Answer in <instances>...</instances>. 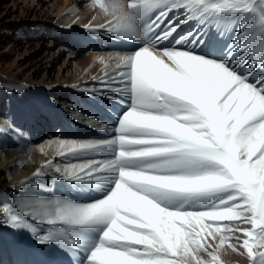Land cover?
I'll return each mask as SVG.
<instances>
[{"label": "snow or ice", "instance_id": "obj_1", "mask_svg": "<svg viewBox=\"0 0 264 264\" xmlns=\"http://www.w3.org/2000/svg\"><path fill=\"white\" fill-rule=\"evenodd\" d=\"M95 2L110 19L86 30L140 46L100 57L91 91L130 103L111 138L56 141L58 155L82 163L49 160L32 175L53 169L102 198L21 195L0 221L46 226L36 243L82 254L77 264H219L225 244L264 264V0ZM229 23L237 34L224 55L206 50L211 26Z\"/></svg>", "mask_w": 264, "mask_h": 264}, {"label": "bare ground", "instance_id": "obj_2", "mask_svg": "<svg viewBox=\"0 0 264 264\" xmlns=\"http://www.w3.org/2000/svg\"><path fill=\"white\" fill-rule=\"evenodd\" d=\"M52 1L57 6L55 9L57 13L64 11L68 13L61 17L63 19L61 26L53 25V20H50L51 24H49L48 16H44V21H47L45 26L43 23L36 26L34 21L42 17V10L31 3L0 0V50L3 47L8 50L0 51V64L10 55L15 56L5 68L0 65V212L3 211L2 205L13 204L21 195L55 194L78 203L102 198L94 187H80L73 182L65 181L53 169H48L44 177H33L32 174L50 160L51 155L45 157L41 153L46 145H49L48 149L58 152L56 141L60 139L103 140L114 136L115 132L108 129L117 126L118 117L130 103L126 96L117 92L110 91L98 95L91 91L93 88L98 91L101 88L92 77L104 74L101 71L104 65L100 62V57L107 60L111 53L131 52L140 45L115 37L104 30L99 32L86 30L85 25L95 28L110 17L101 16L97 11L88 14L86 10L88 4H77L81 0ZM40 3L42 0H36V5ZM79 7L83 8L81 13L87 14L88 20H84L80 13L75 12ZM155 14L156 11L151 15L155 16ZM174 14L175 11L170 13L169 18ZM196 24L197 21H191L187 25H181V29L195 27ZM46 26L50 29L45 30ZM235 27L234 23L222 27L213 24L212 32H216L218 28L223 30L215 36L206 38V43L209 45L206 50L224 55V50L236 37ZM56 46L59 50H66L68 56L63 59L57 70L51 69L47 80L43 78L41 83H34L33 80H36L41 64H45V68L50 70L53 63H56L55 60L60 53L59 50L52 51ZM89 46H91L90 50ZM29 50H34V53L29 54ZM34 54H39L35 59L39 61L25 60ZM70 61H74L77 67L74 68L72 78L68 79L66 76L71 71L64 72L61 67L67 65L68 68ZM20 65L23 69L16 72L14 69H18ZM114 67L115 63L106 71L111 72ZM46 72L44 70L43 73ZM52 73L55 76L51 77ZM110 96H117L118 99H110ZM23 113L26 115L24 116ZM89 121L98 123L90 124ZM55 123L60 138L46 139L45 143L37 144L34 134L31 136L29 132L30 129L38 132L40 126H47L46 130H49ZM50 131L48 133L45 131L46 137L52 134ZM92 158L103 160L112 157L96 154ZM62 159L60 156L59 161L54 164L63 166L65 163L83 162L69 159L60 163ZM24 181L31 183L22 184ZM32 226V231L13 230L0 221V264H77L81 259L82 254L66 252L56 244H37L33 233L46 226L34 222ZM201 256L206 261L210 260V257L203 253ZM218 257L219 264H248L246 256L242 258L241 255L231 252L226 244L219 251Z\"/></svg>", "mask_w": 264, "mask_h": 264}, {"label": "rangeland", "instance_id": "obj_3", "mask_svg": "<svg viewBox=\"0 0 264 264\" xmlns=\"http://www.w3.org/2000/svg\"><path fill=\"white\" fill-rule=\"evenodd\" d=\"M8 1H10V0H8ZM17 1L23 2L24 4H26V3L30 4L31 3L33 6L37 7L39 10H42V12H41L42 17L41 18H38V19H36L34 21L36 26L37 25H40L42 23L44 24V26L47 24V21H44V16H48V18H49V21H48L49 24H51V21L50 20H53V22H54L53 25H59V26H61L62 23H63V22H61L63 20L61 17H64L66 14H68L66 11L57 13L55 11V9H56L57 6L55 5V2L52 1V0H42V3H40L38 5H36V0H17ZM101 2L103 3L104 0H101ZM77 4L78 5L88 4V8L86 9L88 11V14H90L91 11H93V12H96L97 11L101 16H106V14L100 9L99 5L96 4L95 0H81V1H78ZM82 9L83 8H80L79 7L78 9H75V12L76 13H80L81 14L80 16L83 17L84 20H88L87 14L81 13V10ZM236 27H238V25H236ZM236 27H235V29H236ZM15 28H16V26L13 27V29H15ZM44 29L47 30V29H50V28L48 26H46V27H44ZM221 30H223V29L218 28L216 30V32L210 31L208 33L207 37H210L212 35L215 36L218 33H220ZM217 31H219V32H217ZM234 34L235 35L237 34L236 33V30H234ZM55 50H59L57 46L52 49V51H55ZM0 51L1 52H6L8 50L5 49V47H3ZM59 51H60V53H59L57 59L55 60L56 63L55 62H54L55 64L53 63V66H52V68H50V70H48L47 67L45 68V64H41V62H39L41 64V66H40V68L38 70V76H37L36 80H33L34 83H37V82L38 83H41L43 78H45L44 80H47V76L51 72V69L52 70H55V69L57 70L58 67H59V65H61L63 63V59L68 56V52L66 50H64V49H62V50L60 49ZM28 53L29 54L34 53V50H29ZM13 55L14 54L10 55L7 60L6 59L4 60L5 61L4 63L0 64L2 68H5V66H8L12 62V60L15 58V56H13ZM37 57H39V54H34V55H31L30 57L26 58L25 60H27V61H29L30 59L31 60H35V59H37ZM51 58H53V57H51ZM43 60L44 59H41V61H43ZM35 61H39V60H35ZM22 67L23 66L20 65L18 67V69L15 68L14 70L16 72L17 71L20 72L23 69ZM76 67L77 66L75 65V62L74 61H70V65H69L68 68H67V65H65V66L63 65L61 68H62V70L64 69V72L67 71V70H69V72L71 71L66 76V78L71 79L72 76H73L72 73H74V71H75L74 68H76ZM44 70L47 71L45 74L43 73ZM26 71H28V69ZM60 75L61 74L59 73L58 76H60ZM53 76H55L54 73L51 74V77H53ZM126 110H127V107H126ZM23 114H24V116L26 115L25 113H23ZM35 119L36 118H34V120ZM56 127H57L56 126V123L54 124V126H51V128H49V130H46L47 126L46 127L45 126L44 127L43 126H40V129H39L38 132H33L32 131L31 134L34 133V138H35L37 144L45 143L46 139L49 140V139H52V138H58L60 136V134L58 133V131L55 129ZM53 129H54V131H53ZM50 130L52 131V134L49 137H46L47 135L45 133L46 132L48 133ZM48 148H49V145H46L44 147V150H41V153L45 157H48L49 155H51L50 160H52L53 162L59 161L60 155H58V152H54L53 150L48 149ZM60 163H61V160H60ZM57 165H59V164H57ZM214 246L215 245H213V247ZM210 250H212V249H209V251ZM238 255H240V254H238ZM242 258H244V256H242ZM244 262H246V261L244 260Z\"/></svg>", "mask_w": 264, "mask_h": 264}]
</instances>
